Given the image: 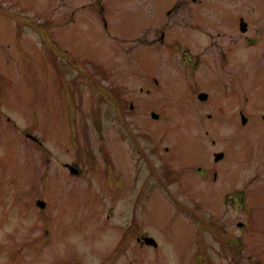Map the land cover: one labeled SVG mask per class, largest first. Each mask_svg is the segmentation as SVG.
<instances>
[{
  "label": "rangeland",
  "instance_id": "rangeland-1",
  "mask_svg": "<svg viewBox=\"0 0 264 264\" xmlns=\"http://www.w3.org/2000/svg\"><path fill=\"white\" fill-rule=\"evenodd\" d=\"M240 16L260 42L239 45L233 66L262 75L264 0H0V264H194L195 216L219 236L214 264H264V123H211L193 90L223 75L212 39H229L209 34L240 37ZM165 167L180 175L169 191ZM231 185L242 192L226 197ZM236 234L246 250L228 244Z\"/></svg>",
  "mask_w": 264,
  "mask_h": 264
},
{
  "label": "flooded vegetation",
  "instance_id": "flooded-vegetation-1",
  "mask_svg": "<svg viewBox=\"0 0 264 264\" xmlns=\"http://www.w3.org/2000/svg\"><path fill=\"white\" fill-rule=\"evenodd\" d=\"M239 20H241V17H239ZM248 27L249 25L246 28ZM239 29L241 30L240 26ZM239 34L240 37H234L231 35L228 36L226 32L218 33V34H209L211 38L218 35V38L223 37L225 39L226 38L229 39V42L225 43L227 46L219 43L216 38L212 39V42L218 44L220 48L219 56L216 58L215 65H218V67L222 69L223 75H221V77L219 78L214 76H209L206 79L208 85H205L204 83H203L204 85H202L201 83L198 82L194 84L193 90L198 92L197 93L198 98L200 93L202 92H207L209 94L207 99L202 100L199 98V100H201L202 102L210 103V107L215 110L214 114L210 112L208 113L206 118L209 120V122L215 123L219 126H223V124L226 123H233L236 125V128L241 129V128L253 126L254 124H259L261 120L264 123V95H262V92L264 90V73L261 75L262 72H256L249 74L246 77V75L243 72L238 71V68L233 66L234 64L239 63L238 62L239 59L237 56V47L239 45L250 46L251 44L260 42V37H254L251 34L250 30L241 31ZM163 36H164V32H163ZM241 38H243V40H241ZM189 60L192 61V58H190ZM202 64H207V63L204 62L201 56H197L195 60V68L199 69ZM218 81L221 86V90L219 92L215 91L214 89H211L213 86H215L218 83ZM237 100H240V109L238 110V113L236 115H231L230 112L232 109V105ZM215 116H217L216 119H214ZM229 119L231 121H229ZM260 140L263 141V143L261 144L262 147L260 146V151L264 152V138H260ZM214 147H217V145H214ZM251 149L253 151L250 152L251 154H253L255 147ZM137 151L141 152V148L138 147ZM218 152H223V150L221 148L214 150L212 155L215 156L216 153ZM225 158L226 155L224 152V156L219 160L222 161ZM256 170L257 169L253 170L254 175L249 179V182L254 181L255 176H260L261 172ZM212 175L215 176V181H218L219 179L218 166H213V169L210 172V178L212 177ZM231 176L233 175H230L229 179ZM234 177L235 179L233 180L235 181L233 182L238 181L239 175L235 174ZM228 182L229 180L227 181V183ZM237 192H239L238 186L231 185L226 195L228 194L233 195L234 193ZM236 203L238 205L240 204V202H236ZM183 205H184L183 203H180L177 206L181 207ZM194 219L197 221L198 224V228L194 239V243L197 250L196 256L198 258L202 256L204 264H214L215 262H213L210 258V252L213 248V245L211 243V240L208 239L209 238L208 234L211 237H213V239L219 238L218 234H215V232L217 231L210 227V224L208 223L209 218L195 217ZM239 223H242V225L240 226L238 225V227L242 228L245 226V222L241 221ZM232 238L233 240H229L228 244H230V246L233 249H236L238 247V249L242 250L243 247L240 245L242 243L240 236L236 234L235 236L232 235ZM249 257L252 259L254 258V255L249 253ZM256 261L258 262L257 264H263L257 258Z\"/></svg>",
  "mask_w": 264,
  "mask_h": 264
},
{
  "label": "water",
  "instance_id": "water-1",
  "mask_svg": "<svg viewBox=\"0 0 264 264\" xmlns=\"http://www.w3.org/2000/svg\"><path fill=\"white\" fill-rule=\"evenodd\" d=\"M242 25H243V22H242ZM206 97H207L206 94H201L200 95V98H202V99H205ZM38 204L41 205L42 207L45 206V202H43L41 200L38 201ZM146 242L147 243H153V244L155 243L153 238H146Z\"/></svg>",
  "mask_w": 264,
  "mask_h": 264
},
{
  "label": "trees",
  "instance_id": "trees-1",
  "mask_svg": "<svg viewBox=\"0 0 264 264\" xmlns=\"http://www.w3.org/2000/svg\"><path fill=\"white\" fill-rule=\"evenodd\" d=\"M40 31L43 32L44 34H46L47 33V25L40 24Z\"/></svg>",
  "mask_w": 264,
  "mask_h": 264
}]
</instances>
